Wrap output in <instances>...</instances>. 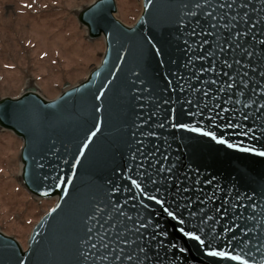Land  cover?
Masks as SVG:
<instances>
[{
  "label": "water",
  "instance_id": "water-1",
  "mask_svg": "<svg viewBox=\"0 0 264 264\" xmlns=\"http://www.w3.org/2000/svg\"><path fill=\"white\" fill-rule=\"evenodd\" d=\"M241 2L143 0L131 25L117 17L116 0H94L78 11L87 37L105 39L100 63L52 99L34 84L0 98V129L22 140V185L36 198L56 199L26 247L0 229V264H264V157L241 151H264V0H243L244 9L237 7ZM253 23L240 46L229 50L237 43L233 33ZM177 123L239 147L173 127ZM140 223L147 228L136 232ZM181 227L205 245L184 236ZM117 237L128 239L120 247L132 261L117 262L100 246L114 247ZM205 247L242 260L208 257ZM104 255L107 261L99 259Z\"/></svg>",
  "mask_w": 264,
  "mask_h": 264
},
{
  "label": "rangeland",
  "instance_id": "rangeland-1",
  "mask_svg": "<svg viewBox=\"0 0 264 264\" xmlns=\"http://www.w3.org/2000/svg\"><path fill=\"white\" fill-rule=\"evenodd\" d=\"M94 0H0V98L34 84L52 99L83 80L105 51L91 40L77 13ZM117 17L131 25L143 0H116ZM22 140L0 129V229L26 247L35 223L56 199L31 195L20 180Z\"/></svg>",
  "mask_w": 264,
  "mask_h": 264
},
{
  "label": "snow or ice",
  "instance_id": "snow-or-ice-1",
  "mask_svg": "<svg viewBox=\"0 0 264 264\" xmlns=\"http://www.w3.org/2000/svg\"><path fill=\"white\" fill-rule=\"evenodd\" d=\"M197 7H199V5H197ZM221 8L223 7H228V8H231L232 5L231 4H221L220 5ZM237 7L241 8V9H244V8H247V4L242 2L237 5ZM208 15H211V13H209ZM239 18V13L237 14V16H234L232 17V19L234 21L238 20ZM220 19L222 20L223 17H220ZM243 19L247 22L248 19H249V14L247 11H244L243 13ZM258 23V22H257ZM224 28H227L228 25L227 24H224L222 25ZM210 27L212 29H215L217 27V24L216 23H212L210 25ZM256 28V23H253L251 24V26H247L246 25V28L243 32L237 30L236 32L233 33V36L235 38V40L237 41V43L235 45L229 43L227 45V48L229 50H233L234 47H239V39L242 38V37H246L249 32ZM195 30L192 31V35H195ZM202 35H212L211 32H208V33H204L202 32L201 33ZM253 39L255 40V36L253 37ZM203 43H208L207 40H204ZM259 43L261 45H264V40H260ZM219 51L221 54H223L225 52V47L223 46H219ZM245 51V54L249 57H251L252 55H254V53L252 51H248L247 49L244 50ZM236 63H239V61H236ZM223 65L227 68H231L232 65L228 62L227 59H225L223 61ZM225 75H227V73H225ZM260 75L262 77H264V71H262L260 73ZM232 85H229V87H231ZM205 95H207V93H205ZM103 96V92L100 93V95L97 97V99H100V97ZM261 107H264V105H262ZM190 116H195L197 115V113L193 112V113H189ZM217 115H219L217 113ZM213 119H215V117H213ZM245 119H247V117H245ZM227 127L229 128H237L239 127L238 125H235V124H227L226 125ZM161 127H163V125H161ZM173 127H176V128H180V129H188L189 131L191 132H195V133H202L203 135L205 136H209L211 137L213 140H216L218 143L220 144H224V145H227L229 148H237L239 147L238 145L236 144H233V143H229L228 140L226 139H223V138H219L216 136V134L214 132H211V131H208V132H205L202 128L200 127H194V126H191L190 124H187V123H177V124H174ZM97 131H99V129H97ZM249 131H251V129H249ZM97 133L96 132H92L91 133V136H95ZM243 135L247 136L248 135V132H244ZM84 147L86 148L87 147V144L84 145ZM241 151H244V152H255L257 155L259 156H262L264 157V151H258L257 149L255 148H242ZM83 153H81L82 155ZM135 158V157H133ZM161 172L163 171H167L169 173H171V168H165L164 166H161V169H160ZM129 179H131V177H129ZM155 182V181H153ZM131 183L138 189L141 188V185L140 183H138L136 180H131ZM113 191H119V188H114ZM141 191H143V189H141ZM47 193H45L46 195ZM145 195H148L147 193H145ZM148 198L152 201H155L157 204L159 205H164L165 201L164 200H161V199H158L156 196H148ZM141 204H143V201H141ZM55 211V210H53ZM163 211L169 216V217H172L173 219H178L179 220V217L177 216V214L173 211H170L168 208H163ZM122 215H127V214H124L122 213ZM110 219V218H109ZM127 219L128 220H132L133 217L131 216H127ZM179 223L180 224H183L184 221L183 220H179ZM102 227V226H101ZM156 227H159V225H156ZM134 228H135V231L136 232H139L141 228H147V224L145 223H140L139 227L136 228L135 227V224H134ZM180 233H182L184 236L186 237H189V238H192L194 239L195 241H198L199 242V245H205V241L203 239H201V237L199 235H196L194 232L192 231H185V229L183 227H181L179 229ZM225 231H229V229H225ZM88 232L91 233L92 232V228H88ZM162 235H167V233H161ZM152 238L154 239L155 238V233L152 234ZM102 239V238H101ZM117 243L114 247H111L110 248V245L109 244H105V243H101V247L105 248V249H109L110 252H111V257L113 260L117 261V262H120L122 259H126L128 261H132L133 260V256L131 254H126L125 251H124V248L123 247H120V245L122 244H127L129 243L128 239L127 238H124V239H120L119 237H117ZM85 244H87L89 247L95 249L97 247V245L95 243H91L89 244L88 241H84ZM171 247L175 248L176 245L175 244H172ZM139 251L143 252L144 251V248L143 247H140L139 248ZM180 251L183 252V251H186V249L184 248H180ZM205 254L208 256V257H211V258H221V259H224V260H235V261H239V260H242V257L239 256V255H233L230 251H227V250H215V249H212V250H208L207 247H205ZM86 258H92V253H89L88 256ZM99 259L101 260H104V261H107L109 259V256L108 255H104L102 257H99ZM145 259H147V256H145ZM21 264H24V261H21ZM244 264H248L247 261H244Z\"/></svg>",
  "mask_w": 264,
  "mask_h": 264
}]
</instances>
